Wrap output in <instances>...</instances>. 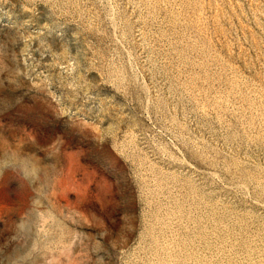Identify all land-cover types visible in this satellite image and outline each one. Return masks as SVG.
<instances>
[{
  "label": "rangeland",
  "instance_id": "rangeland-1",
  "mask_svg": "<svg viewBox=\"0 0 264 264\" xmlns=\"http://www.w3.org/2000/svg\"><path fill=\"white\" fill-rule=\"evenodd\" d=\"M0 264H264V0H0Z\"/></svg>",
  "mask_w": 264,
  "mask_h": 264
}]
</instances>
